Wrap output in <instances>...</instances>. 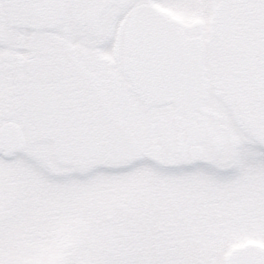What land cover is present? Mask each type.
Here are the masks:
<instances>
[{
  "label": "snow or ice",
  "instance_id": "obj_1",
  "mask_svg": "<svg viewBox=\"0 0 264 264\" xmlns=\"http://www.w3.org/2000/svg\"><path fill=\"white\" fill-rule=\"evenodd\" d=\"M203 0H77L101 39L136 57L144 77L104 147L148 180L177 231L199 244L183 264H264V17L229 20L217 50L154 4L187 12ZM259 4L264 0H210Z\"/></svg>",
  "mask_w": 264,
  "mask_h": 264
},
{
  "label": "flooded vegetation",
  "instance_id": "obj_2",
  "mask_svg": "<svg viewBox=\"0 0 264 264\" xmlns=\"http://www.w3.org/2000/svg\"><path fill=\"white\" fill-rule=\"evenodd\" d=\"M0 2V126L22 129L30 157L37 156L38 142L48 143L53 156L45 165L53 174L122 166L124 161L109 159L104 145L140 99L124 68L125 51L101 39V26L77 0ZM154 6L189 33L206 29L214 51L229 20L247 30L264 17L259 4L232 7L205 0L187 12Z\"/></svg>",
  "mask_w": 264,
  "mask_h": 264
},
{
  "label": "rangeland",
  "instance_id": "obj_3",
  "mask_svg": "<svg viewBox=\"0 0 264 264\" xmlns=\"http://www.w3.org/2000/svg\"><path fill=\"white\" fill-rule=\"evenodd\" d=\"M34 148L35 158L0 145V264H183L198 249L136 171L53 174L49 144ZM255 249L264 242L232 251Z\"/></svg>",
  "mask_w": 264,
  "mask_h": 264
},
{
  "label": "water",
  "instance_id": "obj_4",
  "mask_svg": "<svg viewBox=\"0 0 264 264\" xmlns=\"http://www.w3.org/2000/svg\"><path fill=\"white\" fill-rule=\"evenodd\" d=\"M156 9V8H155ZM157 10V9H156ZM160 15V11L157 10ZM165 16V15H163ZM173 23V19H170ZM175 24V23H174ZM127 55V59L125 61V71L128 74L132 84L136 88L139 93L138 84L140 80L144 77V73L136 67V57L129 52L125 51ZM140 94V93H139ZM35 100V96H33L30 100L31 107L30 109L34 112L33 103ZM32 115V114H31ZM33 116V115H32ZM4 143L8 149L13 150L16 148H23L25 146V139L23 137V132L20 128L12 123L5 124L0 127V144ZM109 157L111 160H120L113 156V154L109 151Z\"/></svg>",
  "mask_w": 264,
  "mask_h": 264
},
{
  "label": "trees",
  "instance_id": "obj_5",
  "mask_svg": "<svg viewBox=\"0 0 264 264\" xmlns=\"http://www.w3.org/2000/svg\"><path fill=\"white\" fill-rule=\"evenodd\" d=\"M256 250V249H255ZM253 252V251H252ZM251 251H248L247 253L246 252H241L239 254H236V255H240V256H243V255H247V254H250Z\"/></svg>",
  "mask_w": 264,
  "mask_h": 264
},
{
  "label": "bare ground",
  "instance_id": "obj_6",
  "mask_svg": "<svg viewBox=\"0 0 264 264\" xmlns=\"http://www.w3.org/2000/svg\"><path fill=\"white\" fill-rule=\"evenodd\" d=\"M7 147V146H6ZM16 149H19V148H16Z\"/></svg>",
  "mask_w": 264,
  "mask_h": 264
}]
</instances>
